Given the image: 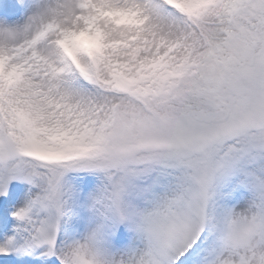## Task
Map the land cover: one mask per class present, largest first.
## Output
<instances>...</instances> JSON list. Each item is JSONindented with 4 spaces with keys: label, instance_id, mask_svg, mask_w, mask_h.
<instances>
[{
    "label": "snow or ice",
    "instance_id": "obj_1",
    "mask_svg": "<svg viewBox=\"0 0 264 264\" xmlns=\"http://www.w3.org/2000/svg\"><path fill=\"white\" fill-rule=\"evenodd\" d=\"M0 264H264V0H0Z\"/></svg>",
    "mask_w": 264,
    "mask_h": 264
}]
</instances>
